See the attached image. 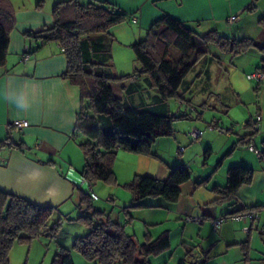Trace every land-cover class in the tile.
<instances>
[{"label":"crops","instance_id":"1","mask_svg":"<svg viewBox=\"0 0 264 264\" xmlns=\"http://www.w3.org/2000/svg\"><path fill=\"white\" fill-rule=\"evenodd\" d=\"M57 1L59 0H54L52 5H47L45 8H42L39 1L36 5L14 11L15 25L10 32L7 60L6 64L0 67V141L8 136L14 119H25L28 125L17 132L14 131L12 136L15 140L23 141L29 149L23 152L16 148H0V189L40 206L57 207L60 213L61 209H65L68 205H72L70 209L78 208L76 188L80 184L82 189L87 191L83 184L85 180L80 174L82 167H75L77 165L73 162V158L78 154V145L72 138V133L79 107V89L62 76L67 63L59 44L48 42L39 46L34 41L30 42L25 35L27 31L53 25L52 8ZM103 1L115 4L129 15V18L115 27L104 41L111 57L112 72L119 76L133 74L137 64L132 45L142 39L150 26L165 15L186 23L201 34L215 30L225 37L251 38L257 43L264 42V28L259 24V19L264 17V0ZM80 2L86 3L87 0ZM229 16L237 17L233 24L226 21ZM27 44L31 45L33 52L23 60L22 53ZM208 60L211 69H214L213 74L209 73L211 80H221L222 84L215 83L217 88L201 87L200 91L207 99L198 105L194 103L192 95L193 80L188 82L184 80L183 84H186L182 88V94L185 103L179 101V106L185 105L184 111L187 110L191 115L193 111L196 112L197 118H202V111L207 109L219 108L220 111L227 113L234 105L242 106L243 110L246 106L248 116L244 118L243 126L229 129L232 134L225 135L218 156L220 158L225 155L233 144L252 132L251 126H247L248 121L250 124L256 122L257 128L252 145L260 151L261 141L264 140V79L260 80L252 76L259 74L257 68L264 60V53L251 47L237 55L228 52H220L214 56L206 55L200 61ZM205 74L207 75L208 71H205ZM202 76L203 74L200 73L198 78ZM126 84L129 90L135 89V92L129 94V101L133 105L153 103L156 92L147 87L142 77H135L134 80L131 78ZM256 88L258 98L255 96ZM185 94L189 97L186 98ZM211 95L219 97V102L215 104L217 107L208 108L210 104L206 100ZM186 101H189L190 105H186ZM247 105H251V108ZM177 112L178 109L174 114ZM213 119L216 120V117ZM212 120L206 124L220 127L221 133L223 130H228L225 128L229 126L220 119L214 124ZM199 125L193 123L191 127L199 128ZM215 135L221 137L220 133H215L213 130L206 132L200 139L205 142V151L208 150L209 153L213 152L211 139L216 138ZM121 151L123 150H119L118 154L121 153L119 154L121 157L133 163V167L128 166L132 168L130 178L135 174H148L158 179H166L170 167L184 165L190 170V162L193 160L184 155L169 163L159 155L161 161ZM47 161L51 162L47 163ZM140 165H145L146 171L143 169L140 171ZM233 165L251 167L254 173L251 183L240 187L230 201L215 202L219 195L212 191L215 185H225L226 179H223L224 183L219 180L209 181L207 184L199 183L209 177V173H202L196 177L191 175L188 181L180 185L178 200L167 204L166 208L169 216H172L171 220H177L174 221L177 222L176 231L180 233L177 242L192 241L195 239V234L200 236L203 242L199 244V241L195 245L191 253L194 256L189 259L190 262L195 257L201 259L202 256L210 257L213 254H219L228 261L232 253L236 260H239L238 258L243 257L239 243L249 240V250H251L253 242L256 241L254 231L261 234L260 224H264V163L249 146L236 144L219 170L225 174V171L227 173L228 168ZM115 173L117 175L116 171ZM93 187L91 185V188ZM100 188L111 201L119 195L114 196L113 192H107L102 186ZM121 198L122 201L119 202L123 206L131 201L128 193L122 194ZM153 202L155 200H144L146 205L152 206L146 208H155L158 204ZM244 207H258L259 223L250 222L248 231L243 230V222L231 217ZM220 216L224 217V222L218 234L214 236L213 233H208V230L210 228L212 230L211 220ZM190 218L200 220L193 221ZM169 230L167 229L170 236ZM204 242H207L208 246H205ZM216 248L219 249L218 254ZM185 251L178 255V264L190 257ZM247 263L253 264L251 259H248Z\"/></svg>","mask_w":264,"mask_h":264},{"label":"trees","instance_id":"2","mask_svg":"<svg viewBox=\"0 0 264 264\" xmlns=\"http://www.w3.org/2000/svg\"><path fill=\"white\" fill-rule=\"evenodd\" d=\"M53 25L25 32L30 42L38 45L58 43L66 57V70L62 74L79 89V107L72 138L76 140L84 164L82 178L91 186L97 181L119 185L130 194L131 201L123 211L133 217L130 209L152 207L144 203L147 197H162L169 204L178 200L180 185L190 179L191 173L184 165L170 167L166 179L148 174H135L129 181L119 183L113 169L119 150L150 157L161 161L152 150L155 140L173 135V121L192 119L190 112L171 113L168 100L184 101L181 86L190 70L210 53V45L222 52L237 55L254 47L264 53V42L251 38L234 39L211 30L198 33L184 22L165 15L154 22L145 36L132 45L136 67L132 75L119 76L112 72L111 57L105 47V38L129 15L118 6L103 0H59L52 8ZM264 28V17L259 19ZM15 25V12L9 0H0V67L6 64L10 32ZM25 48V46H24ZM31 45L22 53L31 54ZM264 75V60L257 68ZM142 77L147 87L156 92L152 104L139 106L129 101L127 80ZM255 96L258 98L257 88ZM190 105L189 101H186ZM198 117V115H197ZM214 124V123H213ZM252 132L236 144L252 145L256 122L250 124ZM210 126V125H209ZM213 127V125H211ZM201 131V130H200ZM11 126L1 147L16 148L25 152L29 148L21 140H15ZM17 132V131H15ZM209 151L206 150V156ZM259 157L264 163V140L261 141ZM51 161H47L49 163ZM220 164V161L218 162ZM254 169L244 165L230 166L226 183L215 185L212 191L219 195L215 202L233 199L240 187L252 181ZM205 178L199 183H203ZM78 208L85 214L77 219L88 228L85 235L74 238L71 249L58 247L50 264H74L72 251L97 264H149L147 258L170 246L169 232L162 231L153 238L149 233L139 242L128 235L119 221L112 220L105 210L93 204V191L76 188ZM144 199V200H143ZM258 207H244L249 210ZM258 211V210H257ZM59 209L40 206L21 196L0 189V264L10 263L14 244H30L41 236L55 238L63 218ZM236 214V213H234ZM71 220L72 218H65ZM243 259H249V240L239 243ZM193 249H186L188 260L179 264H206L208 257L190 262Z\"/></svg>","mask_w":264,"mask_h":264},{"label":"rangeland","instance_id":"3","mask_svg":"<svg viewBox=\"0 0 264 264\" xmlns=\"http://www.w3.org/2000/svg\"><path fill=\"white\" fill-rule=\"evenodd\" d=\"M10 4L14 11H18L21 9H25L27 7H30L31 5H36L37 3L42 4V8H45L47 5H52L54 0H9ZM222 52L218 49L216 45H210V53L208 55L214 56L218 53ZM214 69H211L210 62L208 61H199L188 73V75L185 77L186 82L193 80L192 85V95L193 99L195 100V104L199 103L201 101H204L207 99L205 96H203V93L200 91L201 87H216L215 83H221V80H211L210 74L214 73ZM205 71H208V76L205 74ZM203 74L201 78H198L199 74ZM210 73V74H209ZM225 80V79H224ZM223 80V81H224ZM212 81V82H211ZM256 83V82H254ZM186 84V83H185ZM183 84L180 88V91H182ZM222 84V83H221ZM185 97L188 98V94H185ZM210 105H208V108L217 107L215 104L219 102V97H215V95H211L208 100H206ZM185 103V101H184ZM180 102L179 100L169 99L168 100V107L171 111V113H174L177 111V109L181 112L184 111V106H179ZM187 105V104H186ZM250 106L251 105H247ZM200 107V106H199ZM198 108V106H197ZM201 108V107H200ZM242 106L234 105L231 107L230 110L226 113L225 111H220L219 108L216 109H207L202 111V118H197L196 112H192V119H177L173 121V135L171 136H161L158 137L153 146L152 150L159 156L162 157V159H166V161H169V163H172L173 159H177L179 157H182L184 155H187L191 157L192 162L190 173L192 177H196L197 175H202V173L208 174L209 177L205 181L207 184L209 181H223V179H226V171L225 174L220 171L219 168L222 165V162L224 159H226L229 154H225L219 158L218 154L220 146L223 145V140L226 137L225 135L227 133L232 134V132L229 129H234V127H242L244 118L248 116L247 113V107L245 106V109H242ZM216 117L217 119H220L225 125H228V130H223V133L220 132V127H210L212 124L207 125L206 123H210L212 118ZM216 120H212L213 123H215ZM193 123H199V130H201L200 136L193 138L189 133L195 127H191ZM215 133H220L221 137L219 135H215L216 138H212V148L213 152L211 151L207 157L206 151L204 146L205 142L201 141L200 139L206 132L213 131ZM225 131V132H224ZM234 131V130H232ZM16 135V134H15ZM219 137V138H218ZM78 148V146H77ZM126 152V151H121ZM129 153V152H126ZM79 154V155H78ZM78 154L76 157L73 158V162L75 167H82L84 164L83 155L78 148ZM121 154V153H119ZM117 153L115 157V166L113 167L114 171L117 172V178L119 183L127 182L130 178V173L132 172L133 163L131 160H127L123 157H121ZM123 154V153H122ZM130 154V153H129ZM133 154V153H132ZM220 161V164L218 162ZM226 165V161L224 163V166ZM226 167V166H225ZM78 169V168H77ZM140 171L143 169V171H146V166L140 165ZM227 169V168H226ZM204 174V175H205ZM206 176V175H205ZM226 181V180H225ZM82 182V181H81ZM212 183V182H211ZM224 183V182H222ZM84 188L89 189L94 192L96 197H93L92 201L95 207L105 209L106 213L110 215L112 220L119 221L121 224H123L124 230L128 235H132L133 238L138 240L139 242L144 241L145 235L151 234L153 238L157 237L162 231L169 230L172 233H170V238L172 241H170V246L156 254H151L148 256L147 260L149 264H178L177 258L178 255L181 252H184V250L190 248L195 249V245L197 243H203L201 240V237L195 234V239L192 241H187L184 243L183 241L177 242V239H180V233L179 231H176V224L177 220H171L172 216H169V212L166 207L167 204H169L167 201H165L162 197H147V200H155L153 202L156 205L155 208H138V209H130V213L133 217H128L130 215L126 214L123 211V205L120 200L122 201L121 195L127 194L128 192L124 190L119 185H110L106 184L102 181H97L93 184V188L85 181ZM102 186L105 188V190L113 192L114 196L118 195L117 197H114V201H111L110 199H107V195L105 192L100 188ZM78 188H82L81 184L78 186ZM119 191L120 193H117ZM129 194V193H128ZM144 200V199H143ZM72 208V205H68L65 209H61L60 213L56 215L62 216L63 221L60 226V229L58 231V234L55 238H51L48 236H41L38 239L33 240L30 244H14V246L11 249L10 252V263L9 264H50L52 257L57 250L58 247H65L71 249L74 238L79 235H85L88 232V228L82 224L81 221L77 219L79 215L85 214L81 209H70ZM72 218L71 220H67L65 218ZM260 221V220H259ZM258 222L255 221V223ZM181 224L183 222H180ZM259 223V222H258ZM212 224V223H211ZM211 227V226H210ZM260 230L261 234H259L257 231H254L256 241L253 242L251 250H249V259H251V262L253 264H264V233H262V229H264V224H260ZM220 230V229H219ZM218 231L211 230V228L208 230V233H213L214 236L218 234ZM195 233L197 231L195 230ZM204 245H207V242H204ZM208 246V245H207ZM200 249V246L198 247ZM216 253L218 254L219 249H215ZM186 252V251H185ZM72 259L74 261V264H97L96 261H90L82 257L79 253L72 251ZM187 254V252H186ZM189 255V254H188ZM243 256V255H241ZM240 256V257H241ZM243 258V257H242ZM242 258H238L239 260H236V257H234V253L230 255L227 261L226 259L222 258L219 254L218 255H211L208 257L206 264H248L247 261H243ZM250 261V260H249Z\"/></svg>","mask_w":264,"mask_h":264},{"label":"built area","instance_id":"4","mask_svg":"<svg viewBox=\"0 0 264 264\" xmlns=\"http://www.w3.org/2000/svg\"><path fill=\"white\" fill-rule=\"evenodd\" d=\"M237 17L236 16H229L226 18V21L229 23V24H233L235 21H236ZM28 49V44L25 46L24 48V51H26ZM61 50H63L62 47H60ZM29 55L27 54H24L23 55V60H26L28 58ZM253 78H256V79H264V75L262 74H254L252 76ZM28 125V122L27 120L25 119H14L12 121V127L14 129V131H19L20 129L26 127ZM212 128V126H210ZM257 128V125L254 126V129ZM193 138H196L198 136H200L201 134V131L197 128L193 129L192 131H190L189 133ZM249 148L251 150H253L258 156L260 155V151L256 148L253 147V145H249ZM232 219L236 220V221H241L244 223L243 225V230H246L248 231L250 229V222H255L258 220V217H259V213L257 210L255 209H249V210H243V211H240V212H237L236 214H233L232 216ZM191 220L193 221H199L200 219H197V218H190ZM224 222V217L220 216V217H216V218H213L211 220V223H212V228L213 230L215 231H218L221 226H222V223ZM262 231H264V229H262ZM200 258L198 257H195L191 260V263H193L194 261L198 260Z\"/></svg>","mask_w":264,"mask_h":264}]
</instances>
